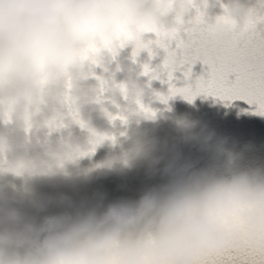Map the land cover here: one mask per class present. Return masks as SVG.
<instances>
[{
	"label": "clouds",
	"instance_id": "9594fccd",
	"mask_svg": "<svg viewBox=\"0 0 264 264\" xmlns=\"http://www.w3.org/2000/svg\"><path fill=\"white\" fill-rule=\"evenodd\" d=\"M197 9L241 34L264 19V0H0V264H264L252 145L175 115L154 87L163 64L122 54L125 33L145 40ZM168 122L176 135L150 127ZM132 171L162 182L107 203L83 191Z\"/></svg>",
	"mask_w": 264,
	"mask_h": 264
},
{
	"label": "snow or ice",
	"instance_id": "6c2138e0",
	"mask_svg": "<svg viewBox=\"0 0 264 264\" xmlns=\"http://www.w3.org/2000/svg\"><path fill=\"white\" fill-rule=\"evenodd\" d=\"M155 40L145 41L125 33L120 41L123 47L135 42V54L152 45L163 48L167 56L163 70L167 74L172 97L182 95L192 102L201 93L222 100H245L256 106V114L264 116V19L251 22L245 33L236 31L227 17H219L215 25L197 9L188 20H178L171 30L156 29ZM175 44V47H173ZM202 62L207 66V78L201 75L195 86L177 87L172 83L173 73L187 66L184 75L190 79L192 65ZM235 77L231 79V77ZM219 264H257L250 256L225 254Z\"/></svg>",
	"mask_w": 264,
	"mask_h": 264
}]
</instances>
